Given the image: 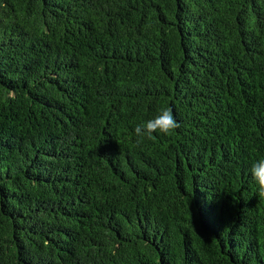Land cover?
I'll return each mask as SVG.
<instances>
[{"label":"trees","instance_id":"obj_1","mask_svg":"<svg viewBox=\"0 0 264 264\" xmlns=\"http://www.w3.org/2000/svg\"><path fill=\"white\" fill-rule=\"evenodd\" d=\"M261 156L264 0H0V264H264Z\"/></svg>","mask_w":264,"mask_h":264},{"label":"clouds","instance_id":"obj_2","mask_svg":"<svg viewBox=\"0 0 264 264\" xmlns=\"http://www.w3.org/2000/svg\"><path fill=\"white\" fill-rule=\"evenodd\" d=\"M179 127L170 108H161L151 118L138 123L134 128L137 142L154 135L169 134ZM249 175L256 186L257 195L264 197V156L254 159L249 167Z\"/></svg>","mask_w":264,"mask_h":264}]
</instances>
